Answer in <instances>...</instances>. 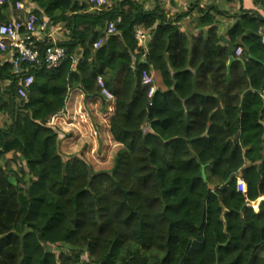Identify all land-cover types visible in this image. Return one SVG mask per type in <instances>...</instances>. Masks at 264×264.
<instances>
[{
	"label": "trees",
	"instance_id": "trees-1",
	"mask_svg": "<svg viewBox=\"0 0 264 264\" xmlns=\"http://www.w3.org/2000/svg\"><path fill=\"white\" fill-rule=\"evenodd\" d=\"M27 1L62 25L66 55L53 69L42 55L26 66L25 98L0 63V264H264V0L226 29L228 69L221 12L202 0L189 8L191 35L178 24L187 13L167 18L158 0H106L102 10ZM7 12L0 5V22ZM135 27L151 34L144 64ZM142 70L155 82L150 97ZM98 77L113 96L108 132L119 148L108 170L94 171L61 156L48 123L72 89L105 101Z\"/></svg>",
	"mask_w": 264,
	"mask_h": 264
},
{
	"label": "crops",
	"instance_id": "crops-1",
	"mask_svg": "<svg viewBox=\"0 0 264 264\" xmlns=\"http://www.w3.org/2000/svg\"><path fill=\"white\" fill-rule=\"evenodd\" d=\"M193 1L195 0H159V4L166 13L167 18L173 19L177 14L187 13L181 17L178 23L180 30L187 35L197 32V14L189 9ZM20 2L22 5L20 10H15L8 4L7 19L21 20L27 11L32 12L34 5L31 2L27 0H20ZM204 6H212V13H215V15H217L216 10L221 12V15L216 16V19L218 21L219 35L224 39H226L224 36L226 29L234 23V17L241 10L260 11V7L252 0H202L199 3V7ZM57 25L59 30L56 33V37L61 39L63 38L62 25ZM3 59L4 56H0V63H3ZM260 95L263 98L264 90ZM92 101L100 102L99 115L91 114L89 104ZM108 104L111 106L109 107ZM111 110L112 101L105 99L102 102L99 97L85 96L79 89L70 90L63 110L54 115L50 119L51 121L49 120L50 125L58 131V149L61 156L64 159L75 156L88 159L93 154L97 156L101 152L98 159H102L105 154L107 155L106 152L110 146L114 148L113 152H116L119 145L112 141L108 132V118ZM107 111L109 116L104 118ZM94 128L98 133L96 137L92 136ZM260 200L255 201L254 203L256 204L252 203L255 211H257Z\"/></svg>",
	"mask_w": 264,
	"mask_h": 264
},
{
	"label": "built area",
	"instance_id": "built-area-1",
	"mask_svg": "<svg viewBox=\"0 0 264 264\" xmlns=\"http://www.w3.org/2000/svg\"><path fill=\"white\" fill-rule=\"evenodd\" d=\"M86 2L91 10H102L103 6L107 4L106 0H86ZM144 2L149 6L155 0H144ZM5 3L10 4L15 10L22 8L20 0H16L13 3L10 0H0V5ZM57 26H51L47 20L38 18L30 11H27L21 20L7 19L0 22V56H4L3 63L10 64L13 75L20 78V84L16 89L18 97H26V89L32 82V75L27 74V65L39 64V59L42 55L41 62L43 66L46 69H53L59 66L65 58V48L59 45L63 38L58 39L56 37V33L59 30ZM114 33V24L112 22L108 23L105 28V35H112ZM259 35L261 43H264V23L259 30ZM134 39L137 47L143 50L139 63L144 64L146 62L147 44L151 40V34L141 27H135ZM48 41L51 44L46 46L41 52L38 45ZM100 44L101 40L99 39L93 46L98 47ZM234 53L236 56L240 55L241 49L237 48ZM22 74L25 75L22 76ZM96 82L101 94L108 101H113V96L107 91L100 77L96 79ZM140 83L148 88L147 95L150 97L155 91V82L152 74L149 71L142 70L140 73ZM236 190L242 193L245 192V184L241 178H237Z\"/></svg>",
	"mask_w": 264,
	"mask_h": 264
},
{
	"label": "rangeland",
	"instance_id": "rangeland-1",
	"mask_svg": "<svg viewBox=\"0 0 264 264\" xmlns=\"http://www.w3.org/2000/svg\"><path fill=\"white\" fill-rule=\"evenodd\" d=\"M99 103L100 102H94V101H92L89 104V108L91 109V114H93V115L94 114H97V115L100 114V111H99ZM108 106L110 107L111 105L108 104ZM109 113H111V112H109ZM109 113L107 111L106 114H105V116H104V118L105 117H108L109 116ZM89 118H90V116H89ZM97 134L98 133L96 132V130L94 128V130L92 132V136L93 137H96ZM113 151H114V148L112 146H110L108 148L107 152H106L107 155L105 154L102 159H100V158L98 159V156H100V153H101V152H99L97 156H95V154H93V156H91L90 158L86 159V161L91 165V167H92V169L94 171L108 170L111 167V161H112L113 155L115 153Z\"/></svg>",
	"mask_w": 264,
	"mask_h": 264
},
{
	"label": "water",
	"instance_id": "water-1",
	"mask_svg": "<svg viewBox=\"0 0 264 264\" xmlns=\"http://www.w3.org/2000/svg\"><path fill=\"white\" fill-rule=\"evenodd\" d=\"M221 39L223 40V42L227 45V47H228V51H229V58H228V62H227V69H228V67H229V65H230V63L233 61V56H232V48H231V44L226 40V39H224L223 37H221ZM202 177H203V179H205V176H204V174H203V172H202ZM254 203V202H253ZM254 204H256V203H254Z\"/></svg>",
	"mask_w": 264,
	"mask_h": 264
}]
</instances>
